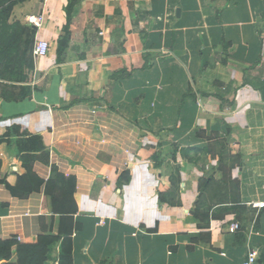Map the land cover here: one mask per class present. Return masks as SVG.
I'll return each instance as SVG.
<instances>
[{
	"label": "crops",
	"instance_id": "crops-1",
	"mask_svg": "<svg viewBox=\"0 0 264 264\" xmlns=\"http://www.w3.org/2000/svg\"><path fill=\"white\" fill-rule=\"evenodd\" d=\"M35 4L47 55L0 64V180L75 179L72 263L264 264V0ZM43 199L0 182V241L56 234Z\"/></svg>",
	"mask_w": 264,
	"mask_h": 264
},
{
	"label": "trees",
	"instance_id": "trees-1",
	"mask_svg": "<svg viewBox=\"0 0 264 264\" xmlns=\"http://www.w3.org/2000/svg\"><path fill=\"white\" fill-rule=\"evenodd\" d=\"M26 0H10L8 5L9 12L16 2H24ZM4 10V9H2ZM5 11V10H4ZM2 11V12H4ZM66 13V26L65 34L57 41L56 54L58 58L61 57L69 44V31L68 25L70 22V6L65 8ZM24 31V34H23ZM36 30L27 27L22 30L18 37L9 35L7 38L3 36V44L0 46V55L3 59H7L10 55L11 49L7 45L12 41V47L17 46V53L23 62L21 65L22 80H27L24 74L32 69V47ZM22 35L23 40H22ZM19 40L22 42V49H19ZM6 43V44H5ZM12 131V130H7ZM11 133H9L10 135ZM4 137H0V144L3 142ZM11 136V135H10ZM25 159V157H20ZM53 178L46 182L39 179L32 173L30 167H26V174L23 176H15L13 183H8L5 180H0L6 189L17 198H25L32 192H37L40 188L44 187L43 208L50 207L51 213L59 216L58 229L56 234L52 229H43L42 233L38 235L36 242L31 244H21L15 238L6 241H0V260L5 261L7 264L12 258V250L14 249L15 262L12 264H73L72 263V241L71 237L76 230L77 225L74 222L73 216L77 213V206L74 201L75 179L73 177H65L55 170H52ZM55 174V175H54ZM60 183V187L56 183ZM59 244V255L56 261L51 260V253L53 247Z\"/></svg>",
	"mask_w": 264,
	"mask_h": 264
},
{
	"label": "rangeland",
	"instance_id": "rangeland-1",
	"mask_svg": "<svg viewBox=\"0 0 264 264\" xmlns=\"http://www.w3.org/2000/svg\"><path fill=\"white\" fill-rule=\"evenodd\" d=\"M35 1L36 0H26L21 3L16 2L14 6L11 8V10L7 12L8 10L7 8L10 3V0H0V46L3 44L2 42L3 36L5 38H7L9 35L18 37V35L21 34L22 30L29 27L25 23V14L35 11L37 7ZM69 1L72 2V0ZM2 9H4L5 11ZM47 24H48L47 18H45L44 15L41 30H44L45 25ZM23 37L24 36L22 35V40ZM7 45L10 46L11 49L9 57L7 59H3V57L0 55V64L2 65L6 63L2 75H5L6 79H10L11 81L13 80L16 81V79L20 77L21 65L23 62L19 58V54L16 52L17 46L12 47L11 46L12 41L8 42ZM18 45H19L18 46L19 49H22V42H20V40Z\"/></svg>",
	"mask_w": 264,
	"mask_h": 264
},
{
	"label": "built area",
	"instance_id": "built-area-1",
	"mask_svg": "<svg viewBox=\"0 0 264 264\" xmlns=\"http://www.w3.org/2000/svg\"><path fill=\"white\" fill-rule=\"evenodd\" d=\"M46 2V0H43ZM25 23L27 26L31 28H35L36 31H39L43 24V14L42 12L37 15H28L25 18ZM49 49V43L43 40H34L31 55L33 59L42 58L47 55ZM249 206L255 209H263L264 202L262 203H249ZM240 229V225L238 223H233L229 227V232L234 233ZM258 260L257 253L254 250H251L247 253L245 259L242 261L241 264H256Z\"/></svg>",
	"mask_w": 264,
	"mask_h": 264
},
{
	"label": "water",
	"instance_id": "water-1",
	"mask_svg": "<svg viewBox=\"0 0 264 264\" xmlns=\"http://www.w3.org/2000/svg\"><path fill=\"white\" fill-rule=\"evenodd\" d=\"M32 29H34L35 30V28L33 27Z\"/></svg>",
	"mask_w": 264,
	"mask_h": 264
}]
</instances>
